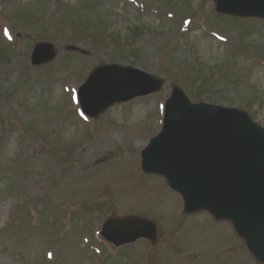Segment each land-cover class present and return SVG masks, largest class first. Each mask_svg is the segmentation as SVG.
Returning <instances> with one entry per match:
<instances>
[{"label":"rangeland","instance_id":"obj_1","mask_svg":"<svg viewBox=\"0 0 264 264\" xmlns=\"http://www.w3.org/2000/svg\"><path fill=\"white\" fill-rule=\"evenodd\" d=\"M0 7V264H258L228 221L184 214L180 195L141 171L140 153L173 85L193 101L243 108L264 126V20L217 14L211 0ZM38 41L57 56L32 66ZM107 63L164 84L88 118L77 88ZM131 213L155 220V244L115 248L100 237L107 216Z\"/></svg>","mask_w":264,"mask_h":264},{"label":"water","instance_id":"obj_2","mask_svg":"<svg viewBox=\"0 0 264 264\" xmlns=\"http://www.w3.org/2000/svg\"><path fill=\"white\" fill-rule=\"evenodd\" d=\"M216 11L264 18V0H215ZM49 43L36 44L32 63L51 60ZM163 81L132 67L94 68L79 88L84 111L97 116L112 104L157 91ZM144 172L163 175L181 193L184 211L207 210L232 222L255 258L264 262V128L246 111L192 102L173 86L161 131L141 151ZM102 234L116 246L139 237L156 240V225L129 215L109 217Z\"/></svg>","mask_w":264,"mask_h":264}]
</instances>
